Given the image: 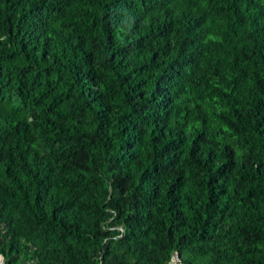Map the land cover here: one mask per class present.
<instances>
[{"label":"trees","instance_id":"16d2710c","mask_svg":"<svg viewBox=\"0 0 264 264\" xmlns=\"http://www.w3.org/2000/svg\"><path fill=\"white\" fill-rule=\"evenodd\" d=\"M264 264V0H0L5 264Z\"/></svg>","mask_w":264,"mask_h":264},{"label":"water","instance_id":"95a60500","mask_svg":"<svg viewBox=\"0 0 264 264\" xmlns=\"http://www.w3.org/2000/svg\"><path fill=\"white\" fill-rule=\"evenodd\" d=\"M175 256H176V258H175V260L172 262V264H181V262H180V253L179 252H176L175 253ZM4 256L3 255H1L0 256V264H3L4 262Z\"/></svg>","mask_w":264,"mask_h":264},{"label":"rangeland","instance_id":"374dc122","mask_svg":"<svg viewBox=\"0 0 264 264\" xmlns=\"http://www.w3.org/2000/svg\"><path fill=\"white\" fill-rule=\"evenodd\" d=\"M3 262H4V261H3ZM3 264H5V262H4Z\"/></svg>","mask_w":264,"mask_h":264},{"label":"built area","instance_id":"2783aa9c","mask_svg":"<svg viewBox=\"0 0 264 264\" xmlns=\"http://www.w3.org/2000/svg\"><path fill=\"white\" fill-rule=\"evenodd\" d=\"M172 264V263H171Z\"/></svg>","mask_w":264,"mask_h":264}]
</instances>
